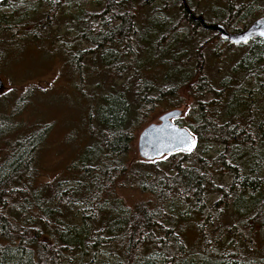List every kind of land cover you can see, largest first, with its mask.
<instances>
[{
	"label": "trees",
	"instance_id": "trees-1",
	"mask_svg": "<svg viewBox=\"0 0 264 264\" xmlns=\"http://www.w3.org/2000/svg\"><path fill=\"white\" fill-rule=\"evenodd\" d=\"M69 1L0 4L13 9L0 15V34L20 39L33 24L40 40L58 29L66 5L67 31L52 42L57 52L76 47L63 54L83 92L75 93L98 102L77 124L87 134L70 177L49 194L35 184L37 135L0 119L10 133L0 131V264H264V41L232 46L193 22L180 0H95L92 10ZM185 2L228 33L264 17V0ZM227 55L229 70L209 74ZM92 79L99 84L87 89ZM185 106L174 123L195 137L193 152L130 164L152 115ZM120 188L146 198L127 207ZM180 221L194 226L192 245Z\"/></svg>",
	"mask_w": 264,
	"mask_h": 264
},
{
	"label": "rangeland",
	"instance_id": "rangeland-1",
	"mask_svg": "<svg viewBox=\"0 0 264 264\" xmlns=\"http://www.w3.org/2000/svg\"><path fill=\"white\" fill-rule=\"evenodd\" d=\"M94 1L81 0L78 3L92 10L95 9ZM69 2H73V6H75L77 0ZM196 2L198 3L199 0ZM15 8L20 9L21 6L18 5ZM11 10L13 9L0 8V15L8 16L11 14ZM69 13L70 10L65 5L56 17L55 25L58 29L46 30L44 33L46 36L41 40L40 28H35L32 33L30 32L34 28L33 24L26 28L21 27L22 31L30 34L23 35L20 39L10 34H0V80L3 84V90L0 91V110L4 112L3 115L0 114V119H7L12 124L13 130L35 132L37 135L35 184L47 194L50 193L51 187L56 185V181L70 177L69 167L79 152L77 148H82L84 144V131L87 134L85 128L78 131L77 124L80 122L81 126V118L87 117L90 105H92L91 109L95 111L98 104L94 100H92V104L86 103L83 98H81L83 101L80 100L83 92L75 87L74 80L72 82V78H70V75L75 72L68 63V59L63 58V54L64 51L76 53V47H66L65 50L61 49L57 52L56 49L57 47L61 48V44L52 42L54 36L56 38L67 31L66 21ZM16 15H19V11ZM40 15L39 12L38 17H35L36 23L40 22ZM84 47L82 46L81 49ZM239 52L244 53L245 49L239 50ZM229 53L232 55L237 52L231 50ZM230 55L224 56L220 63L208 68V73L214 74L218 68L229 70L235 63V59ZM73 77L76 75L74 74ZM90 83L92 85L87 89L93 90L99 84V80L92 79ZM96 93L98 94L99 91ZM83 109L86 111L82 112ZM186 109V106L179 108L184 114ZM166 112L168 109L157 110L152 115L150 123H156L157 119ZM92 125L95 126V123ZM6 130L7 127L0 129L3 134L8 136L10 133ZM75 130L77 136H71ZM9 139L11 138L9 137ZM136 140L133 145L134 152L128 157L130 164L141 161L136 151ZM165 160L166 157H163L155 161H159L161 164L165 163ZM225 181L227 184L229 183L228 178H225ZM70 186L71 184L65 182L61 187L66 189ZM116 196L121 198L127 207L146 198L134 188H120L116 191ZM217 198L214 195L208 196L210 202L216 201ZM230 223H233V220L227 218L223 225L227 226ZM180 225L187 244L195 243L197 236L193 233L192 227L194 226H190V223L185 221H180Z\"/></svg>",
	"mask_w": 264,
	"mask_h": 264
},
{
	"label": "water",
	"instance_id": "water-1",
	"mask_svg": "<svg viewBox=\"0 0 264 264\" xmlns=\"http://www.w3.org/2000/svg\"><path fill=\"white\" fill-rule=\"evenodd\" d=\"M9 0H0L3 4ZM184 11L193 22H197L205 31L214 32L222 41L232 46H245L253 40L264 41V17L253 22L247 29L228 33L219 25H207L202 17H195L185 0H180ZM3 84L0 80V91ZM183 116L182 110H172L162 114L156 123H151L141 130L136 140V151L140 160L153 162L175 153H192L196 146L195 137L185 128L178 127L174 121Z\"/></svg>",
	"mask_w": 264,
	"mask_h": 264
},
{
	"label": "bare ground",
	"instance_id": "bare-ground-1",
	"mask_svg": "<svg viewBox=\"0 0 264 264\" xmlns=\"http://www.w3.org/2000/svg\"><path fill=\"white\" fill-rule=\"evenodd\" d=\"M213 55V54H212ZM218 56V55H217ZM221 58V57H220ZM219 61V60H218ZM114 64V63H113ZM115 65V64H114ZM117 65V64H116ZM118 67V66H117ZM122 67V66H121ZM112 69V68H111ZM114 69V68H113ZM120 70V69H119ZM112 71V70H111ZM84 155V154H83ZM114 173V172H113Z\"/></svg>",
	"mask_w": 264,
	"mask_h": 264
}]
</instances>
